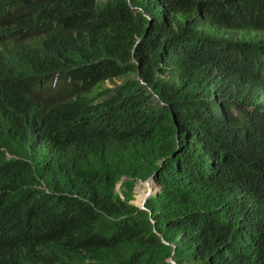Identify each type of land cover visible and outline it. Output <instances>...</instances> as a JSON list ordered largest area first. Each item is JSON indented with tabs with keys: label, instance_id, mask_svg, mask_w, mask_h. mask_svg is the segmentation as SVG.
I'll list each match as a JSON object with an SVG mask.
<instances>
[{
	"label": "trees",
	"instance_id": "16d2710c",
	"mask_svg": "<svg viewBox=\"0 0 264 264\" xmlns=\"http://www.w3.org/2000/svg\"><path fill=\"white\" fill-rule=\"evenodd\" d=\"M4 1L0 264H264V0Z\"/></svg>",
	"mask_w": 264,
	"mask_h": 264
},
{
	"label": "clouds",
	"instance_id": "9594fccd",
	"mask_svg": "<svg viewBox=\"0 0 264 264\" xmlns=\"http://www.w3.org/2000/svg\"><path fill=\"white\" fill-rule=\"evenodd\" d=\"M8 3L7 1L0 0V57H7L9 52H11L12 47L9 43L8 37H7V31L4 25V19L1 13V7L2 5H5ZM8 10V7L5 8V11ZM43 74V73H42ZM42 74H38L34 76V78L30 81L31 85V92L33 96L35 97L36 93H39L40 96L45 97L44 92H46V88H48L50 91L52 90L51 85L55 82L56 86L60 89V82L58 81V76L55 75H48L47 78H43ZM65 89H69V87H65ZM59 90H55L54 92L57 94ZM47 93V92H46ZM64 96L66 94H63ZM36 98V97H35Z\"/></svg>",
	"mask_w": 264,
	"mask_h": 264
},
{
	"label": "water",
	"instance_id": "95a60500",
	"mask_svg": "<svg viewBox=\"0 0 264 264\" xmlns=\"http://www.w3.org/2000/svg\"><path fill=\"white\" fill-rule=\"evenodd\" d=\"M149 181H151L153 183L152 188H151L152 189V194H150V191H147L145 193V195H144V198H143V201H142L141 205L134 204L137 208H139L141 210H145V203L147 202L148 198L151 197L152 195L156 194V192H157V185L154 182L152 177L148 178L146 181L141 182V183L144 184V183H147ZM149 214H151V213L149 212ZM152 224L154 225V222H152ZM161 240H162L163 243L166 244V242L162 239V237H161ZM169 262L171 264H176L172 259H170Z\"/></svg>",
	"mask_w": 264,
	"mask_h": 264
},
{
	"label": "rangeland",
	"instance_id": "374dc122",
	"mask_svg": "<svg viewBox=\"0 0 264 264\" xmlns=\"http://www.w3.org/2000/svg\"><path fill=\"white\" fill-rule=\"evenodd\" d=\"M118 83H119V82H118ZM107 86L112 87L110 84H107ZM51 87H52V90H54V91H55V90H56V91L59 90V88L56 86L55 82L51 85ZM62 93H63V94H67L68 92H66V91L64 90ZM57 94H58V95H61L60 90L57 92ZM141 184H142V183L139 181V182H137L136 185L134 186V189H133V199H134V200L132 201L133 204H137V203L140 204V203H141V202H139V201L137 200V196H139V195L136 194V188L139 187V186H141ZM152 185H153V183H152ZM116 192H117V193L120 192V190H119V186L116 187Z\"/></svg>",
	"mask_w": 264,
	"mask_h": 264
},
{
	"label": "bare ground",
	"instance_id": "6f19581e",
	"mask_svg": "<svg viewBox=\"0 0 264 264\" xmlns=\"http://www.w3.org/2000/svg\"><path fill=\"white\" fill-rule=\"evenodd\" d=\"M144 184H147V187H146V190H145V192H144V195H145V193L147 192V191H150V194H152V182L151 181H149V182H147V183H144ZM144 195H143V198H144ZM142 203V202H141ZM141 203L140 204H138L137 203V205H141Z\"/></svg>",
	"mask_w": 264,
	"mask_h": 264
}]
</instances>
